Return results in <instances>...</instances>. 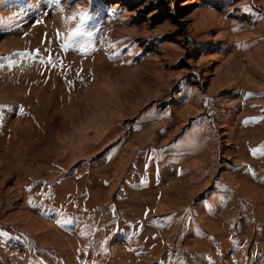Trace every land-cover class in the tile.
I'll list each match as a JSON object with an SVG mask.
<instances>
[{"label": "rangeland", "instance_id": "obj_1", "mask_svg": "<svg viewBox=\"0 0 264 264\" xmlns=\"http://www.w3.org/2000/svg\"><path fill=\"white\" fill-rule=\"evenodd\" d=\"M262 145L264 0H0V264H264Z\"/></svg>", "mask_w": 264, "mask_h": 264}, {"label": "snow or ice", "instance_id": "obj_2", "mask_svg": "<svg viewBox=\"0 0 264 264\" xmlns=\"http://www.w3.org/2000/svg\"><path fill=\"white\" fill-rule=\"evenodd\" d=\"M86 18V17H85ZM250 152L255 156L257 154H264V145L258 147V148H254V149H250ZM147 214V213H146Z\"/></svg>", "mask_w": 264, "mask_h": 264}, {"label": "trees", "instance_id": "obj_3", "mask_svg": "<svg viewBox=\"0 0 264 264\" xmlns=\"http://www.w3.org/2000/svg\"><path fill=\"white\" fill-rule=\"evenodd\" d=\"M104 1V4H106V1H109V0H103Z\"/></svg>", "mask_w": 264, "mask_h": 264}]
</instances>
